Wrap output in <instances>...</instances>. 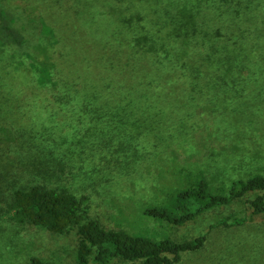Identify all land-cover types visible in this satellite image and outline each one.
<instances>
[{
  "label": "rangeland",
  "instance_id": "374dc122",
  "mask_svg": "<svg viewBox=\"0 0 264 264\" xmlns=\"http://www.w3.org/2000/svg\"><path fill=\"white\" fill-rule=\"evenodd\" d=\"M184 5L199 17L221 16L219 22L212 23H218L217 28H229L224 20L233 15L237 21L232 29L253 26L264 33V0H0V14L11 17L9 23L23 29L35 42L36 34L42 31L36 45L47 43L43 33L46 26L71 39L70 47L79 50L80 58L68 56L67 63L76 77L78 68L84 69L79 61L96 55L101 38L106 37L105 44L110 47L116 43L108 37L111 30H128L121 23L124 17L142 13L151 19L166 18L169 12L183 11ZM122 40L126 49L130 48L124 57L131 73L136 72L129 59L135 52L132 43L128 44L125 37ZM258 45L248 51L249 73L229 75L231 85H210L208 77L202 80L179 75L184 64L201 59L190 50L175 55L173 62L177 61L180 70L178 75L172 73L167 90L158 92L149 87L154 91L146 94V105H133L117 123L106 111V121L97 120L101 111L81 105L69 106L68 117L61 110L49 121L31 118V113L18 108L0 109V264H30L34 257L53 264H77L78 226L57 233L15 217L11 209L14 190L34 184L85 195L89 217L108 229H125L152 238L170 236L178 241L207 233L205 247L186 253L177 264H264L263 219L241 226L211 227L218 216L240 213L241 208L246 211V200L254 194L242 203L209 212L206 222L200 218L182 227L143 212L146 207L167 204L173 192L189 185L200 172L215 193H227L237 179L264 175V44ZM143 54L140 71L145 66L151 71L164 59L159 53ZM11 61L4 53L3 62ZM131 73H117V80L138 86L137 92H141L146 86L142 75ZM7 130L18 132L15 141L31 140V147L26 149L22 142L24 150L6 158L3 148L15 142ZM35 134L44 137L36 139Z\"/></svg>",
  "mask_w": 264,
  "mask_h": 264
},
{
  "label": "trees",
  "instance_id": "16d2710c",
  "mask_svg": "<svg viewBox=\"0 0 264 264\" xmlns=\"http://www.w3.org/2000/svg\"><path fill=\"white\" fill-rule=\"evenodd\" d=\"M85 5L88 4L85 2ZM183 7L184 10L179 9L177 14L169 12L166 18L157 16L151 19L142 13L124 17L121 23L129 27L128 30H111L108 37L116 43L110 47L105 44L108 39L101 38L99 44L94 46L96 55L92 59L85 56L84 60L79 61L84 64V69L78 68L76 77L68 70L70 65L67 63L68 56L80 58L79 50L74 51L70 47L71 39L54 27L46 26L43 33L47 43L36 45L42 31L36 34L35 42L23 29L9 23V19L12 22L11 17L0 14V109L18 108L31 113V118L49 121L56 119L58 111L65 110L64 114L68 117L70 114L66 110H70L69 106L81 105L87 110L101 111L102 115L97 120L105 122L103 116L106 111L117 123L120 116L123 117V112H130L133 105L136 108L146 105V94L154 91L149 87L157 88L158 92L167 90L168 84L172 83V73L177 74L180 70L177 61L173 62L174 57L186 54V50L196 52L201 62L184 64L179 75L200 77L202 80L208 77L210 85L225 82L231 85L229 75L248 74V51L255 44H264V33L255 31L253 26L232 29L237 21L233 15L224 20L229 28H217L218 23L215 26L212 23L219 22L221 16L199 17L186 5ZM138 26V30H130ZM124 37L128 44L132 43L131 50H135L129 55L137 68L133 73L124 57V53L130 51V48L126 49L127 44L122 43ZM4 53L12 58L8 64L3 62ZM143 53H159L164 59L157 61L151 71L146 66L140 71V62L145 57ZM62 57L65 59L63 62ZM95 65H99V72H96ZM124 70L127 74L142 75L146 86L141 92H137L138 86H126L117 80V73ZM76 95L83 97L77 100ZM7 131L11 141L14 136L19 137L16 130L13 133ZM22 133L27 135L24 131ZM40 137L44 135L37 137L35 134L34 138ZM20 142H14L17 147L13 143V146L3 148L6 158L23 151L22 142L26 144V149L32 144L29 139ZM250 194L254 196L246 200L249 204L246 211L241 208L240 213L218 216L211 224V227L241 226L259 218L264 220V175L237 179L227 193H215L210 189L205 174L200 172L189 185L173 192L167 204L152 205L143 212L151 218L182 227L190 222H198L200 218L206 222L210 219L207 217L209 212L241 200L242 203ZM11 201V209L21 222L57 233L78 226L77 264H177L186 253L203 249L208 240L205 232L192 239L178 241L170 236L152 238L125 229H108L98 219L89 217L88 197H79L65 188L57 189L44 184L17 188ZM30 264L53 263L34 257Z\"/></svg>",
  "mask_w": 264,
  "mask_h": 264
}]
</instances>
